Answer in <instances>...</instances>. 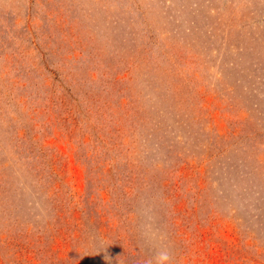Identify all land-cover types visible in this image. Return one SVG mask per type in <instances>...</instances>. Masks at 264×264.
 <instances>
[{
	"label": "rangeland",
	"instance_id": "obj_1",
	"mask_svg": "<svg viewBox=\"0 0 264 264\" xmlns=\"http://www.w3.org/2000/svg\"><path fill=\"white\" fill-rule=\"evenodd\" d=\"M0 264H264V0H0Z\"/></svg>",
	"mask_w": 264,
	"mask_h": 264
},
{
	"label": "clouds",
	"instance_id": "obj_2",
	"mask_svg": "<svg viewBox=\"0 0 264 264\" xmlns=\"http://www.w3.org/2000/svg\"><path fill=\"white\" fill-rule=\"evenodd\" d=\"M161 259H167V257L166 256H162Z\"/></svg>",
	"mask_w": 264,
	"mask_h": 264
}]
</instances>
